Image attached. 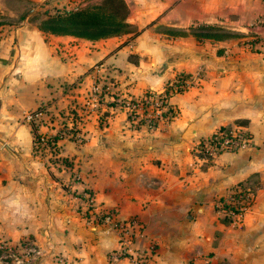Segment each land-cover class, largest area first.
<instances>
[{"label":"crops","instance_id":"0c3cea01","mask_svg":"<svg viewBox=\"0 0 264 264\" xmlns=\"http://www.w3.org/2000/svg\"><path fill=\"white\" fill-rule=\"evenodd\" d=\"M9 1L25 10L0 0V244L18 251L1 264H133L116 255L115 230L82 215L85 188L117 218L137 217L132 246L152 243L151 264H194L199 253L264 264V2L124 0L136 31L87 39L32 22L45 0ZM177 76L176 114L131 127L122 102ZM60 113L79 120L38 145ZM235 124L249 130L248 147L197 152L199 139ZM237 186L250 203L225 215L219 202Z\"/></svg>","mask_w":264,"mask_h":264},{"label":"built area","instance_id":"2783aa9c","mask_svg":"<svg viewBox=\"0 0 264 264\" xmlns=\"http://www.w3.org/2000/svg\"><path fill=\"white\" fill-rule=\"evenodd\" d=\"M264 2V0H262ZM183 82L180 78L168 82L162 90H148L143 92L135 99H128L122 104L126 108L128 123L131 127L139 125L147 129L155 128L159 123L169 121L176 110L168 102L169 96L181 90ZM94 101L97 95L93 96ZM32 112H27L25 119H30ZM66 126H60L57 129L58 134L67 130ZM50 136L38 134L35 142L38 145H44L49 142ZM250 144L249 130L240 124L234 126H218L208 135L199 139L195 148L203 158H213L224 151H237L246 148ZM79 206L83 211L85 219L92 224H102L115 230L117 235L118 247L115 249L118 257L126 258L133 264H151L154 255V246L152 243L146 244L142 248L132 246V239L140 232V222L136 216H127L117 218L115 210L106 208L100 203H96L93 194L88 189H83L78 196ZM251 194L240 187L232 189L226 198L219 202L221 211L228 216H238L249 205ZM223 204H227L224 206ZM194 264H212L211 257L208 254H197L194 257Z\"/></svg>","mask_w":264,"mask_h":264},{"label":"trees","instance_id":"16d2710c","mask_svg":"<svg viewBox=\"0 0 264 264\" xmlns=\"http://www.w3.org/2000/svg\"><path fill=\"white\" fill-rule=\"evenodd\" d=\"M56 9L55 13L47 14L45 18L41 19L40 24H38L41 30L55 34H70L87 39H97L128 32L130 25L125 19L128 9L124 0H99L96 3L74 9ZM197 28L210 29L212 27L200 25ZM193 34L196 37H220L224 35V33L209 31H193ZM58 136V133H55L48 140L56 139ZM223 205L227 206V204Z\"/></svg>","mask_w":264,"mask_h":264},{"label":"rangeland","instance_id":"374dc122","mask_svg":"<svg viewBox=\"0 0 264 264\" xmlns=\"http://www.w3.org/2000/svg\"><path fill=\"white\" fill-rule=\"evenodd\" d=\"M98 1L99 0H59V1H55V3H53L54 0H51V2H49L48 0H45L46 3L40 4V7L37 8L34 13H32V15L29 17V19L32 22L36 21L37 25H38V24H40L41 19L45 18L47 14L55 13L57 10L56 8H58L60 10H63V8H68V9L73 8L74 9L77 7H82L86 4H93V3H96ZM5 2L7 4L11 5V7H13V9L18 10L19 12L23 13L25 10V6L24 7L22 5L17 6L14 3H11V1H9V0H5ZM8 19L10 21H13L17 18L14 17V18H8ZM1 23H5V21L1 20ZM128 31L135 32L136 30L131 25H129ZM55 117L57 119L56 123H57V125H59V127L60 126H67V127L70 126V128H72L73 125H72V123H70V121L74 122V121L79 120L78 113H76V115L75 114L70 115V114L60 113L58 116H55ZM37 135L38 134H36V137H37ZM17 251H18V249L14 245H10L9 247H7V245L0 244V260H3V259L5 260V259L11 258V257L7 256V253H14L15 254V253H17ZM0 264H1V262H0Z\"/></svg>","mask_w":264,"mask_h":264}]
</instances>
